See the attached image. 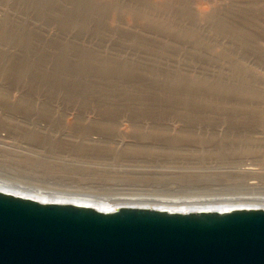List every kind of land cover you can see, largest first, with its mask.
Masks as SVG:
<instances>
[{
    "label": "rangeland",
    "instance_id": "obj_1",
    "mask_svg": "<svg viewBox=\"0 0 264 264\" xmlns=\"http://www.w3.org/2000/svg\"><path fill=\"white\" fill-rule=\"evenodd\" d=\"M261 119L264 0H0V171L27 184L196 198L203 192L144 177L193 163L116 155L169 145L179 135L166 144L164 123L207 133L196 121L215 120L227 133V120ZM111 122L125 134L106 135Z\"/></svg>",
    "mask_w": 264,
    "mask_h": 264
},
{
    "label": "water",
    "instance_id": "obj_2",
    "mask_svg": "<svg viewBox=\"0 0 264 264\" xmlns=\"http://www.w3.org/2000/svg\"><path fill=\"white\" fill-rule=\"evenodd\" d=\"M0 264H264V209L104 212L0 191Z\"/></svg>",
    "mask_w": 264,
    "mask_h": 264
},
{
    "label": "bare ground",
    "instance_id": "obj_3",
    "mask_svg": "<svg viewBox=\"0 0 264 264\" xmlns=\"http://www.w3.org/2000/svg\"><path fill=\"white\" fill-rule=\"evenodd\" d=\"M24 110H30V108L26 107ZM15 111L18 112L19 110L17 111L15 109ZM49 112V109L46 110V108L45 111H43L46 115ZM12 122L15 123L16 121ZM196 122L198 123L195 124H199L198 126L201 127V129L210 127L213 132H209L208 129L207 133L194 132L193 130H185L182 128L173 134V132L168 129L169 125L164 123L156 128V133L158 136L164 138L168 137L166 138L167 140L165 139V143L167 144L170 142L169 145L146 147L129 146L124 148V151H120L122 152L120 155H116L119 159L121 158L120 160L122 161L130 159H152L163 163L167 161H169V163L170 161L179 162V160L185 163H193L192 166H187V169H167L156 173L149 171L144 173V177L150 180L153 178L151 181L158 184L172 180L175 184H180L181 186H185V188H187L186 185L190 186L187 189H183L181 193L187 191L192 192V190L203 192V194H196L198 195L196 198L188 196L186 199H172L171 197L168 198V196L151 197L111 194L102 184L89 190L46 189L45 187L42 188L37 185L27 184L22 178L23 173L7 170L0 171V191L15 196L30 198L42 203L91 206L104 212H115L123 206L151 208L178 213L209 211L231 212L238 209H264V119L248 120L239 123H231L230 120H227V125H229L232 131L227 133L217 129L218 126L223 124L220 121L199 120ZM108 125V131H102L106 132V135L109 134V137H114L116 133L125 134L120 132L116 123L114 124L111 122V124ZM13 126L16 127L14 124ZM59 126L61 127V125ZM19 132H17V134ZM176 134L182 137L185 142L187 141L186 143H184V141L181 142L180 139L182 138L175 136L174 138H179L180 143L187 144L188 142H195L194 146H188V144L172 146L173 143L171 142H173V140L175 141V139L173 138L171 141L170 138ZM20 135L23 136V139L25 137L30 140L37 137V133L28 131ZM195 135H201L202 137H196ZM160 139L164 140L163 138ZM169 139L170 141H168ZM91 142L96 143L97 141L91 140ZM90 148L91 147H81L75 149V151L83 154L95 152L91 151L93 149ZM111 150L115 152V149ZM107 152L108 151H106V154ZM98 153H93V155H97ZM103 155L105 154L103 153ZM156 157L159 158L156 159ZM191 185L194 186L192 187Z\"/></svg>",
    "mask_w": 264,
    "mask_h": 264
}]
</instances>
